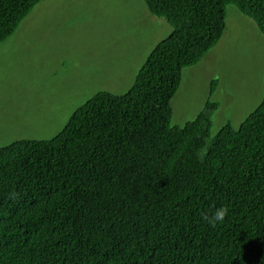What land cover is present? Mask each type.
I'll list each match as a JSON object with an SVG mask.
<instances>
[{"label": "trees", "instance_id": "1", "mask_svg": "<svg viewBox=\"0 0 264 264\" xmlns=\"http://www.w3.org/2000/svg\"><path fill=\"white\" fill-rule=\"evenodd\" d=\"M39 1L0 0V44ZM143 2L171 31L132 86L96 92L50 139L0 146V264H264V98L202 155L216 104L170 122L182 69L220 40L227 5L264 36V0Z\"/></svg>", "mask_w": 264, "mask_h": 264}, {"label": "rangeland", "instance_id": "2", "mask_svg": "<svg viewBox=\"0 0 264 264\" xmlns=\"http://www.w3.org/2000/svg\"><path fill=\"white\" fill-rule=\"evenodd\" d=\"M170 31L143 0L39 1L0 44V146L50 139L96 92L124 94ZM263 98L264 36L229 4L220 40L182 69L170 122L182 126L216 104L202 155L222 125L237 127Z\"/></svg>", "mask_w": 264, "mask_h": 264}, {"label": "clouds", "instance_id": "3", "mask_svg": "<svg viewBox=\"0 0 264 264\" xmlns=\"http://www.w3.org/2000/svg\"><path fill=\"white\" fill-rule=\"evenodd\" d=\"M227 207H220L216 209L210 216H206L205 219L211 226H216L218 223H223L225 217L228 215Z\"/></svg>", "mask_w": 264, "mask_h": 264}]
</instances>
